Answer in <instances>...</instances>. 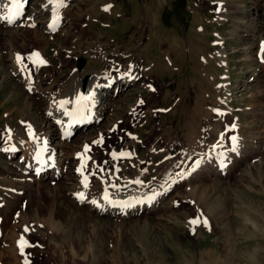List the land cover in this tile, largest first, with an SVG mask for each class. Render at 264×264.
Segmentation results:
<instances>
[{
  "label": "rangeland",
  "instance_id": "rangeland-1",
  "mask_svg": "<svg viewBox=\"0 0 264 264\" xmlns=\"http://www.w3.org/2000/svg\"><path fill=\"white\" fill-rule=\"evenodd\" d=\"M44 1L25 0L26 10L15 24L20 31L10 40L0 39V167L6 161L2 151L8 142L6 134L12 125H19V117L42 128L47 124L41 115L45 100L40 95L26 96V89L5 72L4 60L8 65L12 62L10 56H4L5 51L18 52L35 80L33 87L45 92L73 69L84 78L93 70L110 68L114 50L146 49L142 66L151 67L146 76L115 97L110 112L97 126L87 124L68 143L78 148L80 141L96 139L97 131L102 132L101 139L95 140L100 143L87 142L92 145L87 174L93 185L104 176L113 183L136 175L144 182L167 180L197 160L201 161L196 171L199 178L190 185L175 186L152 214L142 211L119 222L97 217L83 204L78 207L66 196L70 191L49 178L43 181L48 186L23 190L18 194L21 199L12 205L9 197L4 200V194L13 201V195L22 189L7 181L13 174L4 172L0 174V225L5 220L1 201L10 209L5 211V215L9 211L7 228H0V238L17 223V231L30 242L17 254L22 264H264V99L260 91L264 65L260 55L256 62L250 58V72L241 63L250 49L245 50L241 41V19L250 17L251 0H64L60 9L63 24L53 34L42 27L47 11L36 20L29 16L31 8ZM33 52L46 63L35 64ZM129 59L125 54L115 66H126ZM251 73L256 82H244ZM223 102L227 113L214 111ZM137 104L140 108L131 110ZM188 121L196 123L191 125L194 138L190 147L184 137ZM232 124H236L232 131L236 128L235 135L239 134L237 145L241 143L247 150L255 147L252 159L241 162L240 152H225L233 142L227 138L229 133L221 130ZM218 143L222 150L218 158L227 161L221 168L219 159L206 163ZM21 151L17 149L8 159L18 161ZM70 153H76L73 146ZM143 162L149 165L145 174ZM209 166L212 174L207 177ZM50 167L47 176L55 175ZM18 211L24 212L30 225L26 231L21 230ZM43 218L52 223L43 224ZM196 218L201 222H189ZM3 244L0 242V264H10Z\"/></svg>",
  "mask_w": 264,
  "mask_h": 264
},
{
  "label": "bare ground",
  "instance_id": "bare-ground-1",
  "mask_svg": "<svg viewBox=\"0 0 264 264\" xmlns=\"http://www.w3.org/2000/svg\"><path fill=\"white\" fill-rule=\"evenodd\" d=\"M152 1L154 2V0H151L150 2ZM156 1L159 2V0ZM24 2L25 0H22V3ZM10 6H11L10 0H0V16H7L8 7ZM154 7L157 8L156 6ZM61 8H59L58 10L60 19L55 25V30L49 27L50 23H52L53 20V11H52L53 5L49 4L48 0H45L44 2L39 4L38 7H32L31 10L29 11V16H32V19L36 20L42 13H45V11H47L48 16L44 21L42 27L43 30L53 34L56 33L58 28L63 24V20L60 15ZM104 8L106 9L105 6ZM236 9L240 10L241 8H236ZM248 9H249L248 15H250V17L247 20L246 19L242 20L243 18L241 19V23L243 24V28H242L243 34H241L242 36L241 41H243L244 43L245 50L247 48L250 49L247 50L245 54L243 52L244 55L241 58L242 61L241 63L245 64L246 68H248V71L250 72L251 71L250 68H253L251 67L253 63H251L250 58H252L253 62L258 61V58H260L259 61L263 62L264 65V56L263 53L260 51L261 42L264 41V21H262V18H264V0H251ZM25 10H26V5L23 4L21 14L17 16L14 19L13 23L11 24L8 23L6 20L0 19V39L4 38V40L7 39L10 40L13 37L12 36L13 34L16 35L20 31V29H18V27L15 26V24H17L20 21V18L22 17V14H24ZM148 13L151 12L149 11ZM12 31H16V33ZM51 36H52L51 38H53V35ZM134 51L129 50V51L119 52L118 50H114L110 53L111 58L109 60L111 62H114L110 68L106 69L105 71L93 70L88 77H84V78L81 76V73L77 69H73L72 71L67 73L64 80L61 83H58L56 87L52 89L45 90V92L44 91L42 92V90L37 89L36 87L35 88L33 87L35 80L33 81L31 79V76L26 71L24 64L21 63V61L19 63L17 62L16 57L18 54L16 53L18 52L11 53V51L8 50L4 52L5 54L4 56L6 57L10 56L12 61L11 64L9 62L10 65H8L7 62L4 60L6 64L5 72H7L8 75H10L9 77L26 89L27 92L26 96L30 98H37V95H40L42 99L45 100V102L43 103V104L46 103L45 109L43 110V112H41V115L44 116L45 121L47 122L46 124L44 121L45 128H42L39 127L35 123V121L22 120V118L19 117L18 118L19 125L18 124L12 125L11 126L12 128L10 127L9 133L6 134L7 137L6 140L8 142H6L3 146L4 148H2V151L4 150L5 152L4 155L6 156V161H4L5 162L4 166L0 167V174H4V172H9L10 174H13L14 176H10V179L6 177L7 181L11 180V182H15L14 185H19V187L22 190L20 191L18 190L16 194L13 195V201L11 196L5 195L6 194L5 193L4 200L6 196L9 197L10 199L9 201L13 205L14 203L18 202V199H21V197L18 194L22 195L23 190L24 192H26L28 190L29 191L32 190L34 186L39 187V185L42 184L47 185L43 181L46 178H49L50 182H53L54 180L56 182L60 181L61 183L59 184H61V186L65 190H69L71 192V193L67 192L66 196L72 197L73 201L79 204L78 207L81 206L80 204H83L84 206L87 207L90 213L95 212L97 217L104 216L109 220L115 219L120 222L122 219L131 218L132 216L140 215L142 211L149 212L152 214L157 210V207L159 206L158 205L159 202L161 203V201L165 198L164 196L169 194L170 191L176 189L177 187H180V185H185L186 183L187 185H190L191 183L196 182V180L199 178L198 176L199 173H196V171L199 168L198 166L199 164L197 165V162L199 161V163H201L200 160H197L193 164V166L189 167L188 170L181 172L179 175L174 174V176L170 177L167 180L154 179L149 182H144L140 179L141 177L139 175H136L133 177L130 176L127 177L126 179L128 178H132V179L126 181L123 184H121V182H124L126 179L122 181L118 180L113 183L111 181H108V179L105 176L100 180V182L96 183L95 185L91 184L90 181L87 187H85L84 184L81 182L85 176H88L87 172L89 171L88 169L89 163H87V165L82 170V168L80 167L79 157L81 155H87L90 158V154L88 151L82 152L83 147L84 145H89L87 144L88 141L93 143L95 140H100L102 132L97 131L96 139L88 137L87 139L82 140V142L80 141V145L78 148L76 145L73 144L69 145L68 142L70 138L74 134H76V132L78 133L82 132V130L84 129V127H86L87 124L90 123L91 126H97L101 122V120L105 117V114L110 112L109 110L111 109L113 103L115 102L114 100L115 97L124 94L125 92H128L130 90L128 88L135 86L138 80L142 76L144 75L146 76L145 73H147L149 71L148 69L151 68L148 65L142 66L143 61L146 59L147 56L146 49H142L141 52L140 51L134 52ZM125 54H127L130 58L129 61L127 62V65L122 67H118L117 65L115 66V64H117L122 60V57ZM257 55H260V57H258ZM82 63H83L82 59L78 60V64H77L78 68L82 66ZM12 67H14L15 69L13 70ZM23 71H25L24 74ZM227 77L225 79H227ZM251 81L256 82V78L252 77V73L251 76H249V78L244 82H251ZM143 85L144 87L149 86L146 83H144ZM261 86H262L261 90L260 89L259 90L261 91V96L264 99V79ZM30 92H32V96H29ZM89 94H91V96H89ZM81 97H83L84 99H81ZM64 101H67V103L62 104V102ZM262 107H263L262 111H264V105ZM139 108L140 105L137 104V105H133L131 107V110L135 109V111H137ZM218 109H219L218 112L226 114L227 107L225 106V102L221 103ZM112 123L114 127L115 126L114 123L116 124V122L114 121ZM195 124L196 123L194 122L188 121V123L185 125V128L187 130L185 131L186 133L184 137L187 141L188 147H190L193 144L194 134L191 125H195ZM68 125L70 126L72 132L70 133V135L66 136L64 135L63 131L64 128ZM235 129L234 131H232V128L228 126L221 131H223V133L226 134L229 133L230 135L232 133H235ZM32 133L34 134L32 135ZM237 136L236 138H238ZM240 137H242L241 133H240ZM241 145H242L241 143L238 145L236 143L235 151H233L234 145L233 147L231 145V147L227 149L225 152L228 151L234 153L240 152L239 154L240 156H242L243 159L240 160L241 162H243L247 158L252 159V157H254V153H252V151L256 150L255 147L253 150H247L246 148H244V146ZM71 146H73L74 150L76 151L74 155H71L70 153ZM220 146L221 143H218L212 147L210 153L207 156V160H206L207 164L211 162L214 164V159L216 161L219 159L218 157L222 154L220 153L222 151L221 149H219ZM19 148H21L22 151L19 157L17 158L18 161L11 160L10 159L12 158L11 156ZM240 156H238L237 159H240ZM8 157H10L9 158L10 160L8 159ZM222 162L223 161L220 158L218 160L219 168H221ZM143 163L145 164V162ZM48 165L49 166L51 165V167H53L54 172L52 174L55 175L47 176ZM148 168L149 165L148 163H146L144 171L142 173L145 174ZM78 169H81V171H78ZM14 170L16 171L14 172ZM110 173L113 174V171ZM211 174H212V167L209 166L208 169L206 170V176L210 177ZM137 180L141 181V183H135V181ZM68 181H72V182L68 184ZM71 184H75V185H73L72 187L67 186ZM175 186L176 188H174ZM105 191H107L110 200L122 201L126 203H117V204L109 203L108 201L103 199ZM80 192L84 193L83 199H80L75 195L76 193H80ZM153 193L157 194L155 195L154 198H152ZM93 201H95L96 203H93ZM5 204L6 203H4V201L2 200L1 205H3V207L1 208H3V210L2 209L1 210L4 213L5 220L3 219L4 221L0 225V228L4 226L5 228V229L3 228L4 231L7 228L6 218L9 213L8 211L7 214L5 215V211H7V209L8 210L10 209L8 206L4 207ZM86 207L85 210L89 212L86 209ZM22 213L18 211L16 215L18 214V216L19 215L21 216V217L19 216L22 222L21 226L23 227V229L21 230L26 231L30 227V225L26 223V220L23 218ZM83 218L86 217L84 216ZM44 222L47 224L52 223L46 219H44L42 223L44 224ZM17 228H19L17 226V223H13L6 231V233H4V239L0 238V242L2 244L4 240V244H3L4 253H6L5 257L9 260V263L11 261L10 264H22L23 262L21 261L20 258H18L19 256L17 255L18 253H20L19 252L20 248L17 246L18 237L19 234L23 232L22 231L18 232ZM56 230L58 229L56 228ZM50 231L51 232L49 233L51 234L54 233L52 230ZM24 238L26 237L24 236ZM13 240L16 241L14 245L12 244ZM11 246H13V248ZM12 252L13 255H11ZM9 254L12 256V259L8 258Z\"/></svg>",
  "mask_w": 264,
  "mask_h": 264
},
{
  "label": "snow or ice",
  "instance_id": "snow-or-ice-1",
  "mask_svg": "<svg viewBox=\"0 0 264 264\" xmlns=\"http://www.w3.org/2000/svg\"><path fill=\"white\" fill-rule=\"evenodd\" d=\"M10 3H11V6L8 7V15L7 16H0V19H3V20H6L8 23H13L14 19L19 16L21 14V10H22V7H23V3H22V0H10ZM48 3L53 5V20H52V23H50L49 27L52 28L53 30H55V25L57 24V22L59 21L60 19V16H59V8L61 7H64L65 4H64V0H48ZM260 51L262 53H264V41L261 42V46H260ZM32 57H35V60L33 61L35 64L39 65V64H44L46 63V61H44L42 58H40L39 56V53L38 52H33L32 54ZM17 59V62L19 63L21 58L19 55H17L16 57ZM89 96H91V94H89ZM81 99H84L83 97H81ZM63 103H67V101H64L62 102ZM214 111H218V110H214ZM233 127H235V125H233ZM232 142H233V145H234V148H233V151L236 150V142H237V138L236 137H232ZM101 141H94V143H100ZM86 147V150H87V146ZM120 155H125L124 153H121ZM113 156L115 157L116 156V153H113ZM199 164V161L197 162V165ZM78 171H81V169H78ZM87 176H85L83 178V180L81 181L85 187H87ZM135 183H141V181L137 180L135 181ZM78 198L80 199H83L84 198V193L83 192H80V193H76L75 194ZM155 195H157L156 193H153V197H155ZM104 200L108 201L109 203H113V204H117V203H126V202H122V201H113V200H110L109 199V196L107 194V191H105V194H104V197H103ZM93 203H96L95 201H93ZM191 224L195 225V224H198L200 223V219L199 218H196V219H192L189 221ZM203 224L205 226L208 225V220L207 219H204L203 220ZM18 245L20 247V250L21 252L23 253V249L25 246H27V242L24 241L23 237L21 238L20 241H18ZM25 264H27V261H25Z\"/></svg>",
  "mask_w": 264,
  "mask_h": 264
}]
</instances>
